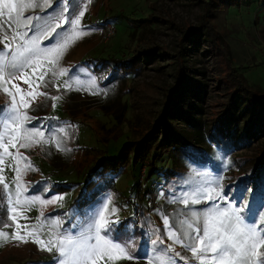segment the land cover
<instances>
[{
	"label": "rangeland",
	"instance_id": "374dc122",
	"mask_svg": "<svg viewBox=\"0 0 264 264\" xmlns=\"http://www.w3.org/2000/svg\"><path fill=\"white\" fill-rule=\"evenodd\" d=\"M204 1L82 0L80 10H84L85 15L81 27L87 34L74 42L59 62L58 67L66 69L67 75L61 76L57 72L53 76L49 71L45 79H52V82L45 81L47 86L41 84L37 88L41 82L31 69H27V78L33 80L31 89L21 79L8 83L5 78V82L0 83V133L9 122L12 105L11 96L3 89L7 87L15 93L13 83L23 89L16 95L17 101L20 95H24L25 102L30 105L27 108L21 106V110L32 118L27 127L35 126L44 133L42 138H35L38 143L31 142L28 148L19 147V142L16 148L9 145L12 155L0 164V191H4L3 184L7 183L14 196L15 168L19 167L20 183L26 186L27 194L44 199L57 194L64 197L63 201L54 204L36 203L18 208L16 213L6 212L0 205V220L5 222L0 232L8 234L6 241L0 240V249H6L7 245L24 249L27 253L25 258L15 260L8 255V248L0 253V264H55L57 252L54 248L52 251L41 250L31 237L27 243L12 239V234L17 231L25 235L16 224H39L42 214L43 220L53 227L54 220L61 221L59 231L71 230L75 234L78 227L73 225L79 226L90 218L95 209L107 203L108 198H111L110 208L118 209L120 226L117 231L123 234L121 239L135 241L131 252L136 258L122 259L116 264H147L148 259L157 257L159 249L171 243L163 224L165 216L175 229L187 230V225L181 226V221L192 223L191 213L195 211L201 217L199 226L202 227V213L210 205L198 203L185 207L182 198L215 188L218 179L233 204L243 199L250 202L253 213L264 209V204L258 207L253 203L261 202L259 190L243 182L253 158L263 147V139L242 138L238 143L234 140L233 147L227 152H224L226 146L221 145V140L206 143V135L215 128L231 85L226 78L228 66L223 52L229 67L250 88L264 92V0H227L222 3L223 0L215 2L213 7L206 6ZM206 7L209 13L205 12ZM37 14H40L39 9L25 12V15ZM104 16L113 17L109 22L114 33L101 43L98 23ZM137 16H147L152 21L142 30L135 29L131 35L128 21ZM202 18L214 38L211 41L200 35L197 43L190 45L183 37L196 33ZM6 31L11 36V31L7 28ZM2 37L3 33H0V39ZM141 37L154 49V58L144 62L139 73L124 84L130 86L127 93L120 97L117 94L107 96L89 59L116 54L119 47L128 42L131 47L135 46L134 42ZM130 38L134 40L128 41ZM180 47L187 49L184 51ZM178 51L181 52L183 78L195 93L187 94L190 106H193L188 114L192 123L186 124L184 119L177 121L181 137L187 141L170 155H165L159 168L160 163L156 164L158 169L152 172H160V176L152 173L148 176L150 178L143 180L142 172L138 175L137 169L126 168L115 179L111 190L90 202L75 203L77 194L84 188L87 166L100 153L108 151L109 156H115L123 142L133 139L139 129L146 128L143 115H148L154 122L161 101L175 80ZM66 83L71 84V88L66 90ZM29 91L31 96L26 94ZM51 97L59 99L54 101ZM146 110L150 111L146 114ZM57 143L63 150H57ZM17 155L26 159L18 161ZM137 178L140 187L136 189ZM4 194L6 196L7 192ZM224 206L221 202V207ZM13 215L18 217L16 221L11 219ZM111 218L116 219L115 216ZM50 231L45 227L40 235L46 244ZM157 236L164 239V245L151 244ZM174 249L180 254V257L173 256L175 264H198L181 246L174 245Z\"/></svg>",
	"mask_w": 264,
	"mask_h": 264
},
{
	"label": "snow or ice",
	"instance_id": "6c2138e0",
	"mask_svg": "<svg viewBox=\"0 0 264 264\" xmlns=\"http://www.w3.org/2000/svg\"><path fill=\"white\" fill-rule=\"evenodd\" d=\"M81 2L82 0H55V3L53 0H0V33H3L0 39V83L5 82V78L8 83L21 79L31 89L33 80L27 78V69H31L32 74L41 82L36 85L37 88L41 84L47 86L45 76L49 71L53 76L57 72L61 76L67 75L66 69L58 67L59 62L69 47L87 34L81 27V20L85 15V11L80 10ZM30 9H39L40 14L25 15L26 10ZM6 28L11 31V36L7 34ZM41 68L45 71L40 72ZM12 86L15 93L10 92L7 87L3 89L11 96L12 105L9 122L5 123L4 131L0 133V164L12 155L9 145L16 148L19 142V147L28 148L31 142H39L35 140L36 137L44 136L35 126L27 127L32 118L21 110V106L27 108L30 105L25 102L24 95H20L17 101L16 95L22 93L23 89L14 83ZM64 87L67 90L71 88V84L66 83ZM26 94L32 95L30 91ZM51 99L55 101L59 97ZM56 148L63 150L59 143ZM15 158L18 161L26 159L22 155ZM15 176L14 196L7 183L3 184L4 191H0V205L4 206L6 212L16 213L18 208L36 203L54 204L64 199L59 194L46 199L27 194L26 186L20 183L19 167L15 168ZM221 202L226 206L221 207ZM182 203L185 207L198 203L210 205L202 213V227L199 226L201 217L195 211L191 213L192 223L181 221V226L186 224L187 230L175 229L165 216L163 224L166 237L171 243L160 248V254L148 259L147 264H175L173 256L180 257V254L175 253L174 245L184 248L198 264H264V215L261 214L264 209L253 213L250 202L243 199L233 204L227 198V192L220 185L219 179L215 188L186 195L182 198ZM110 205L111 198H108L107 203L95 209L90 218L82 221L79 226L73 225L78 227L75 234L71 230L59 231L61 221L54 220L53 227L43 220L41 214L42 222L39 224H16V228L23 229L25 235L17 231L12 234V239L27 243L28 237H31L32 242L38 244L41 250L52 251L54 248L57 252L55 264H116L122 259H135L131 252L135 241L121 239L123 234L117 231L120 226L118 209L110 208ZM113 216L116 219H112ZM11 219L16 221L18 217L13 215ZM2 226H5V222L0 220V227ZM45 227L51 229L47 244L40 239ZM7 238V233L0 232V240L6 241ZM151 244L164 245V239L157 236L151 240ZM168 253L173 255L169 256Z\"/></svg>",
	"mask_w": 264,
	"mask_h": 264
},
{
	"label": "trees",
	"instance_id": "16d2710c",
	"mask_svg": "<svg viewBox=\"0 0 264 264\" xmlns=\"http://www.w3.org/2000/svg\"><path fill=\"white\" fill-rule=\"evenodd\" d=\"M221 1L223 0H205L204 3L206 6L212 5L213 7L215 2ZM226 1L224 0L222 3H226ZM205 12L209 13L208 7L205 8ZM111 20L113 21V17L104 16L98 25L102 26L105 23H110ZM151 21L147 16L130 18L128 21V25H130L129 33L132 35L135 29L140 28L142 30L146 28L147 23ZM203 21L204 18L198 24L196 33L183 37L190 45H195L200 35L209 38L211 41L213 40L214 35ZM125 27L127 26L125 25ZM190 36L191 38H189ZM130 40L134 39L130 38L128 41ZM143 40L141 37L140 40L134 42L135 46L132 47L127 41L128 43L125 46L119 47L116 54H107L104 57L89 59L88 62L92 63L94 71L97 73L100 87L107 96H116L117 94L120 97V95L127 93L130 86H124V84L139 73L144 62L154 58V49ZM180 49L186 51L187 48L180 47ZM180 51L177 52L179 55H176L175 58V80L161 101L154 122L149 120L148 115H143V119L147 123L146 128L139 129L133 139L123 142L118 147L115 156H109L108 151L100 153L99 157L87 166L84 188L77 194L75 203L90 202L99 194L111 190L115 179L126 168L137 169L138 175L139 172H142L143 176L141 177L143 180L150 178L148 176L152 173L160 176V172H152V170H157L160 167L165 155H170L187 141L181 137L177 121L184 119L186 124L192 123L193 120L188 114L193 106H190L187 94L195 95V93L183 78L182 61L179 58L181 57ZM223 54L228 66L226 78L231 85L221 116L217 119L213 132L210 131L206 135V143L221 140L223 141L221 145L226 146L224 152H227L229 148L233 147L234 140L238 143L242 138H262L264 142V92L250 88L229 67L226 54L224 52ZM45 81L52 82V79L48 78ZM196 109L199 111L198 107ZM148 111L150 110H146V114ZM195 128L198 129V126L195 125ZM157 133L159 139H157ZM106 153L107 155H104ZM217 155L219 156L218 152ZM157 163H160L158 168H156ZM248 172L245 174L243 182L249 184V187L252 184L253 189L257 188L259 190L261 202L254 201L253 203L261 207L264 204V143L262 149L253 158L252 167ZM138 187L140 185L137 178L136 189Z\"/></svg>",
	"mask_w": 264,
	"mask_h": 264
},
{
	"label": "built area",
	"instance_id": "2783aa9c",
	"mask_svg": "<svg viewBox=\"0 0 264 264\" xmlns=\"http://www.w3.org/2000/svg\"><path fill=\"white\" fill-rule=\"evenodd\" d=\"M99 41L104 43L107 41L114 33V28L110 23H105L99 28Z\"/></svg>",
	"mask_w": 264,
	"mask_h": 264
},
{
	"label": "crops",
	"instance_id": "0c3cea01",
	"mask_svg": "<svg viewBox=\"0 0 264 264\" xmlns=\"http://www.w3.org/2000/svg\"><path fill=\"white\" fill-rule=\"evenodd\" d=\"M5 220V219H4ZM4 245V244H3ZM2 245V246H3ZM2 246H1V248H2ZM10 249L9 251V253H8V255L9 256H13V259H15V260H18V259H22V258H25L26 256V252L24 251V249H19L18 247H15V248H13V247H9V246H7L6 245V249ZM6 249L4 248H2V250H1V252L0 253H4V251H6ZM3 251V252H2ZM12 252V253H11ZM6 255V254H5ZM4 256V255H3ZM15 257V258H14Z\"/></svg>",
	"mask_w": 264,
	"mask_h": 264
}]
</instances>
